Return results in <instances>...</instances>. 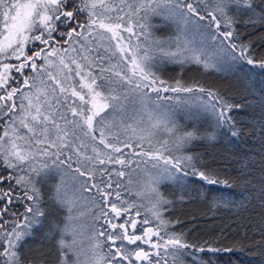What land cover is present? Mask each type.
I'll return each instance as SVG.
<instances>
[{
  "label": "snow or ice",
  "instance_id": "1",
  "mask_svg": "<svg viewBox=\"0 0 264 264\" xmlns=\"http://www.w3.org/2000/svg\"><path fill=\"white\" fill-rule=\"evenodd\" d=\"M150 14L170 39L152 37ZM257 23L254 0H0V264H36L24 246L41 230L56 264H188V249L205 251L172 230L162 186L228 183L182 150L237 136L242 105L165 80L156 61L264 69L240 31ZM174 99L198 102L209 128L179 123L161 103ZM260 229L264 244V214Z\"/></svg>",
  "mask_w": 264,
  "mask_h": 264
},
{
  "label": "trees",
  "instance_id": "2",
  "mask_svg": "<svg viewBox=\"0 0 264 264\" xmlns=\"http://www.w3.org/2000/svg\"><path fill=\"white\" fill-rule=\"evenodd\" d=\"M254 2L264 6L261 0ZM149 22L153 38L168 40L172 37L174 29L161 17L150 14ZM240 31L244 42L253 46L256 58L264 56V25L242 24ZM156 63L159 64L157 74L169 82L176 79L185 84L199 82L242 105L232 111L237 136L219 130L216 140L195 141L182 150L184 154L198 158L201 170L228 183L209 185L189 174L183 188L176 184L162 186L174 201V206L165 213L173 221L172 230L183 231L189 244L205 247L203 252L188 249V264L194 261L195 264H201V261L203 264H264L260 229L264 214L260 198L264 188V132L261 131L264 125V69L232 62L225 70L205 71L189 63L161 62L159 57ZM161 103L170 105L178 122L185 127H195L203 132L210 126V118L199 110L198 102L185 104L174 99ZM206 241L221 251L208 252ZM24 254L36 264H56L55 248L51 239L45 238L43 230L27 240Z\"/></svg>",
  "mask_w": 264,
  "mask_h": 264
},
{
  "label": "bare ground",
  "instance_id": "3",
  "mask_svg": "<svg viewBox=\"0 0 264 264\" xmlns=\"http://www.w3.org/2000/svg\"><path fill=\"white\" fill-rule=\"evenodd\" d=\"M232 64V63H231Z\"/></svg>",
  "mask_w": 264,
  "mask_h": 264
}]
</instances>
